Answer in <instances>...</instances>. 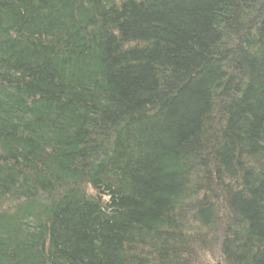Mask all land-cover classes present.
<instances>
[{"label":"trees","instance_id":"trees-1","mask_svg":"<svg viewBox=\"0 0 264 264\" xmlns=\"http://www.w3.org/2000/svg\"><path fill=\"white\" fill-rule=\"evenodd\" d=\"M264 264V0H0V264Z\"/></svg>","mask_w":264,"mask_h":264},{"label":"rangeland","instance_id":"rangeland-1","mask_svg":"<svg viewBox=\"0 0 264 264\" xmlns=\"http://www.w3.org/2000/svg\"><path fill=\"white\" fill-rule=\"evenodd\" d=\"M200 259H202V262L204 261V264L222 263L221 255L217 253L216 250L202 252V256L200 255Z\"/></svg>","mask_w":264,"mask_h":264}]
</instances>
